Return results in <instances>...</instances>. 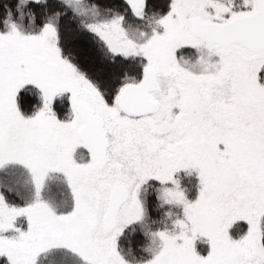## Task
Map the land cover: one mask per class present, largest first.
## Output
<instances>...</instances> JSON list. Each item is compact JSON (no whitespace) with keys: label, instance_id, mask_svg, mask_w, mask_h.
<instances>
[{"label":"snow or ice","instance_id":"snow-or-ice-1","mask_svg":"<svg viewBox=\"0 0 264 264\" xmlns=\"http://www.w3.org/2000/svg\"><path fill=\"white\" fill-rule=\"evenodd\" d=\"M0 264H264V0H0Z\"/></svg>","mask_w":264,"mask_h":264}]
</instances>
